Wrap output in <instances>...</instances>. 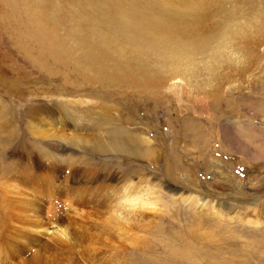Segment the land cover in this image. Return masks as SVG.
Wrapping results in <instances>:
<instances>
[{"label": "rangeland", "instance_id": "1", "mask_svg": "<svg viewBox=\"0 0 264 264\" xmlns=\"http://www.w3.org/2000/svg\"><path fill=\"white\" fill-rule=\"evenodd\" d=\"M175 2L0 0V179L24 166L37 190L56 186L50 202L38 197L45 214L65 198L75 206L82 190L109 204L129 177L158 181L168 201L109 229L104 205L91 204L94 224L71 210L80 245L59 252L33 248L0 214V264H264V29L239 39L242 57L211 75L198 60L234 2L251 13L264 0ZM197 12L207 23L189 26ZM185 65L183 87L171 89ZM30 204L19 202L25 219Z\"/></svg>", "mask_w": 264, "mask_h": 264}, {"label": "bare ground", "instance_id": "2", "mask_svg": "<svg viewBox=\"0 0 264 264\" xmlns=\"http://www.w3.org/2000/svg\"><path fill=\"white\" fill-rule=\"evenodd\" d=\"M156 1V0H155ZM196 1V0H195ZM193 0V2H195ZM220 1V0H219ZM162 2V1H161ZM172 2V1H171ZM179 2V1H178ZM199 2V1H198ZM197 2V3H198ZM163 3V2H162ZM174 3L175 0H174ZM196 3V2H195ZM194 3V4H195ZM196 3V4H197ZM154 4V3H153ZM152 4V6H153ZM157 4V3H156ZM158 5V4H157ZM211 5V4H210ZM215 5V4H214ZM133 6V5H132ZM209 6V5H208ZM158 7V6H157ZM155 8V7H154ZM159 8V7H158ZM147 9V8H146ZM150 9V8H149ZM148 9V10H149ZM194 11H197L194 10ZM154 13V11H153ZM159 14V13H158ZM127 15V14H126ZM129 16H124V14L122 15L124 18L123 19H126L127 22L129 21H134V19L130 18L128 19V17H130V14L128 13ZM149 15V14H148ZM156 15V14H155ZM183 15V14H181ZM189 15V14H188ZM121 16V17H122ZM134 17H136L138 20L140 19L139 16H137V14H134L133 15ZM132 16V17H133ZM180 16V15H179ZM190 16V15H189ZM193 17V20H199L201 22H196V21H193L194 23L191 24L189 26H195V27H200V26H203L205 25L206 22H202L205 18L206 15L204 14H200V13H193V15H191ZM133 17V18H134ZM163 17V15H162ZM160 17V18H162ZM182 17V16H181ZM187 17V16H186ZM191 17V18H192ZM185 18V17H184ZM190 17H187V19H189ZM210 18V17H208ZM136 19V20H137ZM183 18H181V20H176V22L178 24H181L183 21H182ZM209 20V19H208ZM182 21V22H181ZM190 20H188L187 22V25L188 26V23H189ZM192 21V20H191ZM185 22V21H184ZM136 23V24H135ZM134 24L135 26L138 25L137 22L134 21ZM133 24V25H134ZM184 24V23H183ZM182 24V25H183ZM136 26V27H137ZM139 29V28H138ZM110 30V29H109ZM132 29H130L131 31ZM129 31V30H127ZM133 31V30H132ZM135 31V30H134ZM161 31V30H160ZM164 33L169 31V30H162ZM186 31L187 33V30H184ZM201 31V30H200ZM205 31V30H204ZM207 31V30H206ZM136 32V31H135ZM156 34H157V31H155ZM159 32V31H158ZM170 32H174V31H170ZM193 32V30H192ZM192 32H188L189 34H192ZM194 32L197 33V31L194 30ZM127 33V32H126ZM132 33V32H131ZM183 33V32H182ZM181 33V34H182ZM187 33L186 36H189ZM203 33V32H202ZM206 33V32H205ZM210 33V32H209ZM104 34V33H103ZM112 34V35H110ZM129 34V33H128ZM155 34V33H154ZM160 34V33H159ZM166 34V33H165ZM163 34V36L165 35ZM178 35V31L175 33V35ZM195 34V33H193ZM109 39L111 40H120V38H118L116 35H115V32H111V33H107L106 34ZM168 35H173V34H168ZM174 35V37H175ZM180 36V35H178ZM203 36L206 35V34H202ZM133 36V35H132ZM158 36V35H157ZM162 36V35H161ZM167 36V35H166ZM183 36L185 37V33L183 34ZM194 36V35H193ZM199 36H201L199 34ZM127 37V36H126ZM173 37V36H172ZM183 37V38H184ZM191 37V36H190ZM196 37V35H195ZM102 43H106V36L105 35H102ZM131 39H134L133 37H130ZM189 38V37H188ZM88 46H90V44H88ZM91 47V46H90ZM183 46H181L182 48ZM185 48V47H184ZM104 49H102L103 51ZM184 50V49H183ZM174 60H176V58H174ZM174 64V63H173ZM172 64V65H173ZM187 64V63H185ZM178 65V64H177ZM180 65V64H179ZM176 66V65H175ZM178 67V66H177ZM192 67V66H191ZM175 68V67H174ZM173 68V69H174ZM170 69H172L170 67ZM174 71V70H173ZM176 71V72H175ZM175 71L174 73L172 74L173 78L174 79H171V77H166L168 80L171 79L169 82V86L171 89H181L183 87V78L187 77V75H189L191 73L190 69H189V66L188 65H185V66H179L177 69L175 68ZM114 73H116V71L114 70L113 71ZM170 75V74H168ZM186 80V79H185ZM57 110V109H56ZM52 111V110H51ZM59 111V110H58ZM57 111V113H58ZM69 112V111H68ZM39 113V112H38ZM44 113V112H43ZM47 114V113H45ZM74 114V113H73ZM43 115V114H42ZM34 116H35V113H34ZM57 116V115H56ZM73 116V115H72ZM39 117V116H37ZM45 117V116H43ZM50 117V116H49ZM49 120V119H48ZM54 120V119H53ZM30 121V120H29ZM45 121H46V118H45ZM59 121V120H58ZM44 122V121H43ZM62 122V121H61ZM32 123V122H31ZM35 123V122H34ZM33 124V123H32ZM31 124V125H32ZM58 124V123H57ZM43 125V124H41ZM59 125V124H58ZM57 125V126H58ZM62 125V124H61ZM63 126V125H62ZM32 127V126H31ZM30 127V128H31ZM51 129V128H50ZM61 129V128H60ZM33 134H37V136H46L45 134L48 133V130H42L41 127L39 128L38 125L36 126H33V128L30 130ZM58 134V133H57ZM58 135H55L53 133H49L47 134V138H55L57 137ZM45 139V138H44ZM42 140V138H41ZM54 145V143H53ZM60 151V150H58ZM64 151V150H63ZM56 152V151H55ZM57 153V152H56ZM66 153V152H65ZM33 155V154H32ZM66 155V154H65ZM58 157V156H57ZM62 157V156H61ZM38 160V159H37ZM50 160V159H49ZM40 161V160H39ZM52 162V161H51ZM59 162V161H58ZM44 163V162H43ZM1 164V163H0ZM52 164V163H51ZM58 164V163H57ZM48 165V164H47ZM46 165V166H47ZM55 165V164H54ZM32 167V166H31ZM48 167V166H47ZM23 168L25 169V167L23 166ZM14 169V168H13ZM24 169L20 170L19 171H16L15 174L13 173L12 176L10 178H1L0 179V201H1V204H4L5 207L1 208V219L5 218V220L7 221L6 223L9 224V226L13 229H17L18 228V233L20 236L23 237L24 241L25 240H28L31 242V245L32 247L33 246H36V245H40V250H43V251H65L66 249L68 250H72L74 246L78 247L80 245L79 241L77 240V237L74 236V233L71 232V228L74 227V224L77 223V222H73L71 221L70 219V216L71 214H74V215H80V222L79 223H83V221H88V223H95V217L96 216H99V215H96L95 217L91 215L92 211L94 210H90L89 209H92L91 207V204H97L96 208L98 209V207L100 206H103V207H106L107 210H109V204H104V203H101L98 199L101 197L100 195L94 193V192H87L85 190H82L84 193H82L83 197L87 196V198L85 199H82L78 204H76L75 206H71L72 202H69V201H66L67 198H65V201H64V208L59 211L57 210L58 208H55V204H54V207H52L50 205V207H48L49 209L46 211L47 213L45 214V210H44V205L41 206V204H38V197L40 194L43 195V197H47V199H49V197L51 195L47 194V193H53L55 191V188L53 186H47L45 188H41L40 187V190H37L38 187H34L32 185V181L30 180V178L26 179V172H24ZM39 169V168H38ZM57 169V168H55ZM65 169V168H64ZM12 171V170H11ZM26 171V170H25ZM29 171V170H28ZM27 171V173H28ZM61 171V170H60ZM85 171V170H84ZM83 171V172H84ZM31 172V171H30ZM53 172V171H52ZM55 172V171H54ZM47 173V172H46ZM39 174V173H38ZM61 174V173H60ZM49 175V174H48ZM50 177V176H49ZM25 178V179H24ZM55 178V176H54ZM58 178V177H57ZM91 178V176H90ZM119 178V177H118ZM44 179V178H43ZM76 180V179H75ZM78 180V179H77ZM94 180V179H93ZM52 181V180H51ZM58 181V180H57ZM34 182V181H33ZM54 182V181H52ZM40 183V182H39ZM44 183V182H43ZM56 183V181H55ZM60 184V183H59ZM40 185V184H39ZM54 185V184H53ZM58 185V184H57ZM70 187V186H69ZM68 187V188H69ZM79 187V186H78ZM94 187V186H93ZM58 188V187H57ZM63 188V187H62ZM65 188V186H64ZM72 188V187H71ZM114 188V187H112ZM118 188V187H117ZM70 189V188H69ZM79 189V188H78ZM94 189V188H93ZM112 190V189H111ZM80 191V190H79ZM100 191V190H99ZM41 192V193H40ZM58 192V191H56ZM114 192V191H113ZM63 193V192H62ZM66 193V192H65ZM61 194V193H60ZM33 196V197H32ZM41 196V195H40ZM59 196V195H58ZM57 196V197H58ZM76 196V195H75ZM105 196V195H104ZM109 196V195H108ZM52 197V196H51ZM56 197V198H57ZM72 197V196H71ZM107 197V196H106ZM55 198V200H56ZM61 198V197H60ZM95 198H97V200L95 201ZM111 200V199H110ZM187 200V199H186ZM32 201V202H31ZM62 201V199H61ZM108 201V199H107ZM189 202V206L192 207V204L197 207L196 209H201L208 212V203H204L203 206H200L201 204V200L196 198V197H191L190 199H188ZM19 202H23L24 204H27V203H31L30 204V210L29 213H30V216L28 218H23L22 216L19 215L20 211H19ZM44 202V201H43ZM49 202H50V199H49ZM110 202V201H109ZM52 203V202H51ZM63 203V202H62ZM48 204V203H47ZM3 206V205H2ZM49 206V205H48ZM88 207V209H87ZM204 207V208H203ZM78 208H82L81 210L83 211H86L87 213H79V210ZM22 211H25L26 208H21ZM73 210L74 212H72L71 214L68 215V213ZM63 211V212H62ZM95 211V210H94ZM100 211V210H99ZM98 211V213H99ZM156 211L155 209H148L144 212H141L139 214H137L135 217H134V220L136 219V217H139L140 216H147L146 213L148 212H154ZM27 213V211H26ZM97 213V214H98ZM110 213V212H109ZM202 213H204L202 211ZM24 214V213H23ZM100 214V213H99ZM105 215L107 216V220L104 222L105 224H108L107 225V228L109 229L110 228V224L113 223V219L109 216H111L110 214L105 213ZM103 216V215H102ZM50 217H52V219H49ZM147 219V217H145ZM110 219V220H109ZM140 219V217H139ZM3 220V222L5 221ZM56 220V221H54ZM59 220H62L60 221L61 222V225L60 226H57L55 228L54 231H49L50 228H48L49 225L51 224H55L54 222H58ZM142 221V219H141ZM4 225V224H3ZM7 226V225H6ZM105 226V225H104ZM77 227V226H76ZM10 230V228H9ZM12 231V230H11ZM17 231V230H16ZM2 232V231H1ZM44 236V237H48V236H51L49 238V241L46 243V242H43V243H40L42 241L38 240V239H35V237L37 236ZM14 237V236H13ZM19 237V236H18ZM21 237V238H22ZM3 238V237H2ZM1 238V239H2ZM16 238V237H15ZM20 238V240H22ZM39 238V237H38ZM17 239V238H16ZM40 239V238H39ZM11 240V239H10ZM13 241V240H12ZM17 241V240H16ZM8 242V241H7ZM18 242V241H17ZM29 242V243H30ZM20 243V242H19ZM28 244V242H27ZM53 244V245H52ZM30 245V244H29ZM28 245V246H29ZM30 247V246H29ZM34 248V247H33ZM20 249V248H19ZM23 249V248H22ZM36 249V247H35ZM26 250V249H25ZM19 251V250H18ZM112 251V250H111ZM80 255V254H79ZM112 255V254H111Z\"/></svg>", "mask_w": 264, "mask_h": 264}, {"label": "clouds", "instance_id": "3", "mask_svg": "<svg viewBox=\"0 0 264 264\" xmlns=\"http://www.w3.org/2000/svg\"><path fill=\"white\" fill-rule=\"evenodd\" d=\"M260 29H264V2L251 13L240 11L234 2L226 13L220 30L209 40L204 53L198 57L200 67L211 75L222 63L240 59L243 53L237 46L238 40ZM117 189L119 191L111 194L109 203L111 218L117 221L128 222L141 212L168 204L158 181H140L129 177Z\"/></svg>", "mask_w": 264, "mask_h": 264}]
</instances>
